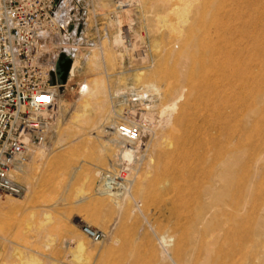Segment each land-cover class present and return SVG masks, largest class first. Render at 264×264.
<instances>
[{
	"label": "rangeland",
	"instance_id": "1",
	"mask_svg": "<svg viewBox=\"0 0 264 264\" xmlns=\"http://www.w3.org/2000/svg\"><path fill=\"white\" fill-rule=\"evenodd\" d=\"M118 1L82 0V32L59 42L76 68L45 141L10 173L28 191L0 199V264H212L197 261L186 197L207 187L212 204L264 208V0H125L112 17ZM138 86L152 126L129 143L115 93ZM122 158L117 196L98 192Z\"/></svg>",
	"mask_w": 264,
	"mask_h": 264
},
{
	"label": "built area",
	"instance_id": "2",
	"mask_svg": "<svg viewBox=\"0 0 264 264\" xmlns=\"http://www.w3.org/2000/svg\"><path fill=\"white\" fill-rule=\"evenodd\" d=\"M81 1L0 0V199L24 196L28 191L10 173L41 147L54 126L58 99L67 85L54 84L51 74L58 70L63 54L75 60L73 49L66 51L59 42L82 32L83 25L73 21ZM124 1L116 3L112 17ZM115 94L125 105L118 122L119 136L129 143L142 141L152 126L146 102L152 93L138 86ZM116 165L102 175L98 192L117 196L126 183L128 160L122 158ZM86 231L100 240L98 232L89 227Z\"/></svg>",
	"mask_w": 264,
	"mask_h": 264
},
{
	"label": "bare ground",
	"instance_id": "3",
	"mask_svg": "<svg viewBox=\"0 0 264 264\" xmlns=\"http://www.w3.org/2000/svg\"><path fill=\"white\" fill-rule=\"evenodd\" d=\"M63 42V44H66V41ZM63 48L66 51L74 49L73 47L67 45H63ZM75 61L76 59L73 62L69 76L72 75L76 68ZM168 75L173 78L177 77L176 72H169ZM197 83L199 82L195 81V83H193V90L197 87ZM81 87V93L89 89L88 84H84L82 90ZM131 152L132 151H127L125 154L127 153V155H131ZM206 188L205 190L204 188L201 190L199 189L198 191L195 190L190 196L186 197L187 199H190L192 203H190L189 206L191 207L190 209L194 223L198 224V227L196 225V228H198L196 236L199 248L197 261L199 262L200 260L205 259L207 262H211L212 264H247L251 260L256 261L255 259L258 255L257 252L264 245V213L262 214V210L264 208L262 209V205L260 204L259 206L258 204H255L247 210L242 209L239 201L235 199L237 194H234V198L231 197L233 195L229 197L235 199L233 201L229 199V203H220L221 205L219 203L212 204V200L208 202V199H210L211 196L210 191L212 188L210 190L209 188ZM190 201L187 200V202Z\"/></svg>",
	"mask_w": 264,
	"mask_h": 264
},
{
	"label": "water",
	"instance_id": "4",
	"mask_svg": "<svg viewBox=\"0 0 264 264\" xmlns=\"http://www.w3.org/2000/svg\"><path fill=\"white\" fill-rule=\"evenodd\" d=\"M73 59L63 54L58 61V70L51 74L52 82L54 84H60L61 86L67 85L69 73L72 69ZM88 227L86 226L85 230Z\"/></svg>",
	"mask_w": 264,
	"mask_h": 264
}]
</instances>
